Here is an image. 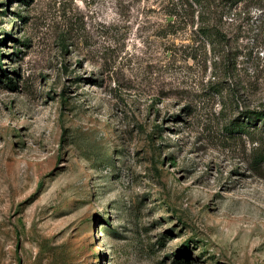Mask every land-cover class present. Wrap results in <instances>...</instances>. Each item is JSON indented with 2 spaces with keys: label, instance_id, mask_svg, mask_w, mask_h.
I'll return each mask as SVG.
<instances>
[{
  "label": "rangeland",
  "instance_id": "obj_1",
  "mask_svg": "<svg viewBox=\"0 0 264 264\" xmlns=\"http://www.w3.org/2000/svg\"><path fill=\"white\" fill-rule=\"evenodd\" d=\"M175 4L0 0V264H264V0Z\"/></svg>",
  "mask_w": 264,
  "mask_h": 264
},
{
  "label": "trees",
  "instance_id": "obj_2",
  "mask_svg": "<svg viewBox=\"0 0 264 264\" xmlns=\"http://www.w3.org/2000/svg\"><path fill=\"white\" fill-rule=\"evenodd\" d=\"M172 1H176L175 6H179L180 8H184L187 6H198L202 8V4L204 3L205 0H172ZM201 14V12H200ZM212 28V27H211ZM209 26H207V28L205 30H203V38H209V37H213L214 34H218V31H213V29H211ZM216 32V33H214ZM247 118H254L255 120L259 119L260 122H262L264 124V111L262 112H253L251 114H248Z\"/></svg>",
  "mask_w": 264,
  "mask_h": 264
},
{
  "label": "water",
  "instance_id": "obj_3",
  "mask_svg": "<svg viewBox=\"0 0 264 264\" xmlns=\"http://www.w3.org/2000/svg\"><path fill=\"white\" fill-rule=\"evenodd\" d=\"M169 21H171V18L169 19Z\"/></svg>",
  "mask_w": 264,
  "mask_h": 264
}]
</instances>
